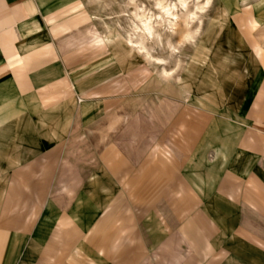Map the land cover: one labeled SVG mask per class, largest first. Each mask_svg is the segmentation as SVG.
I'll return each instance as SVG.
<instances>
[{"label": "rangeland", "instance_id": "obj_1", "mask_svg": "<svg viewBox=\"0 0 264 264\" xmlns=\"http://www.w3.org/2000/svg\"><path fill=\"white\" fill-rule=\"evenodd\" d=\"M63 49L76 97L34 113L23 153L0 163L7 264H64L81 250L158 264L190 249L181 234L207 238L199 226L221 250L264 233L243 190L254 163L237 153L264 74V0H99L95 25Z\"/></svg>", "mask_w": 264, "mask_h": 264}, {"label": "crops", "instance_id": "obj_2", "mask_svg": "<svg viewBox=\"0 0 264 264\" xmlns=\"http://www.w3.org/2000/svg\"><path fill=\"white\" fill-rule=\"evenodd\" d=\"M98 1L0 0V163L17 160L23 153L24 130L39 127L31 119L34 113L53 112L76 97L73 53L63 45L95 25ZM241 32L247 49L261 54L262 46L251 38L249 27ZM244 117L248 130L237 153L254 164L243 174V190L256 212L264 215V74ZM1 169L0 164V175ZM255 220L261 224V219ZM198 230L207 238L190 239V243L181 234L190 249L176 251L158 264H264V246L257 243L264 240V233L239 238L244 248L221 250L211 245V224L207 232L206 227ZM12 236L0 233V264L15 256L9 245ZM82 251L64 264H102Z\"/></svg>", "mask_w": 264, "mask_h": 264}, {"label": "bare ground", "instance_id": "obj_3", "mask_svg": "<svg viewBox=\"0 0 264 264\" xmlns=\"http://www.w3.org/2000/svg\"><path fill=\"white\" fill-rule=\"evenodd\" d=\"M181 3L183 6H186L187 0H181ZM207 4H209V1ZM163 9L165 10L167 15H171V9H168V7L167 8L163 7ZM151 22H152L151 19H147V21L144 22V26H145L146 30L148 31L149 35H152V30H153Z\"/></svg>", "mask_w": 264, "mask_h": 264}]
</instances>
